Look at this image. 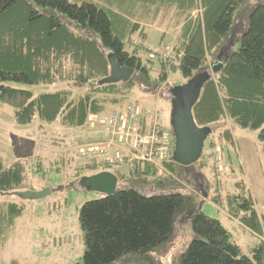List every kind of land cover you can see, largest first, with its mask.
<instances>
[{"label": "trees", "instance_id": "1", "mask_svg": "<svg viewBox=\"0 0 264 264\" xmlns=\"http://www.w3.org/2000/svg\"><path fill=\"white\" fill-rule=\"evenodd\" d=\"M162 11L170 12L182 30L167 61L148 53L143 56L141 44L132 39L135 32L141 38L145 35L142 21L152 22ZM109 55L120 66L134 69L128 81L101 82L110 72ZM170 69L187 81L210 74L191 107L198 127L212 132L221 126L220 136L227 140L232 139L230 123L258 129L264 153V0H0V102L12 108L18 124L84 126L90 116L103 113L106 104L122 103L136 86L153 93L166 85L171 94L175 86L168 81ZM10 82L63 85L34 95ZM209 145L210 150L217 147L213 141ZM63 158L47 162L76 160L75 187H81L82 177L94 174L80 177V170L94 166L76 157L75 151L71 158ZM40 159H32L31 174L46 170ZM127 162L131 179L147 183L152 181L149 176H155L160 186L184 167L173 160L160 169ZM27 172L26 162L4 166L0 159V197L14 194ZM123 179L117 176L113 194L80 207L84 251L75 264H151L153 252L175 239L176 227L195 208L191 195L140 192L118 186ZM230 197V216L259 232L264 215L256 210L251 195L243 191ZM21 211L14 202H0V246ZM178 264H264V244L253 248L250 256L243 254L221 222L199 210L193 214L191 238Z\"/></svg>", "mask_w": 264, "mask_h": 264}, {"label": "rangeland", "instance_id": "2", "mask_svg": "<svg viewBox=\"0 0 264 264\" xmlns=\"http://www.w3.org/2000/svg\"><path fill=\"white\" fill-rule=\"evenodd\" d=\"M173 10L175 11L176 8ZM134 11L138 13L136 8L133 9ZM141 23L145 35L141 38L140 34L135 32L132 39L141 44L139 49L143 52V56L154 49L169 53L180 38L182 30L174 25L170 12L162 11L154 21ZM126 48L130 50L131 47L126 45ZM154 64L157 65V62ZM168 81L171 86H180L186 83L187 79L184 80L178 70L170 69ZM8 84L27 89L34 95L53 92L63 85L17 82ZM171 99L173 93H169V87L166 85L159 87L153 93L136 86L123 102L136 101L149 109L157 110L162 127L169 129ZM114 106L116 105L106 104V110L90 116L84 126L65 128L58 123L18 124L13 118L12 108L0 102V159L4 166L15 161L26 162L28 171L23 184L18 186L14 194L0 197V202H14L22 208L7 230L5 240L0 246V262L4 264L10 260H15L19 264L81 262L84 244L78 221L79 209L84 202L100 198L103 193L75 187V177L72 173L73 163H76V160L66 161L64 158H71L80 145L101 142L106 131L107 113ZM221 129L220 126L209 132L204 140L202 154L203 156L206 154L207 158L201 155L196 163L177 168L165 186H160L154 180L155 176H149L152 181L147 183L134 181L131 176L129 177L131 171L129 162L104 169L92 167L80 170V177L102 170L118 171L119 177L124 178V182H118V186L138 188L140 192L154 194L181 192L193 196L194 210L176 227L175 239L153 252L151 264H178L179 256L191 238L193 214L199 210L207 216L218 219L230 234L231 241L238 244L243 254L250 256L253 248L261 242L264 244V227L259 232H254L227 212L230 196L244 191L251 195L256 210L264 215V153L258 137V129L230 123L231 140L220 136ZM105 135L107 137V134ZM210 141L220 149L218 160L215 159V154L211 153ZM38 156L40 160H44L43 166L46 170L39 174H31L29 165L35 162L32 159ZM58 158H63L64 162H59L57 165L47 162ZM202 158L205 161L201 162ZM158 178L164 179L163 175ZM44 187H48L50 192L40 199H24L16 193L25 190L38 191Z\"/></svg>", "mask_w": 264, "mask_h": 264}, {"label": "built area", "instance_id": "3", "mask_svg": "<svg viewBox=\"0 0 264 264\" xmlns=\"http://www.w3.org/2000/svg\"><path fill=\"white\" fill-rule=\"evenodd\" d=\"M152 57L167 61L163 51L153 50ZM157 70L155 66L151 68ZM105 140L80 145L75 156L101 169L127 161L147 163L157 168L171 161L174 143L170 129L162 127L159 114L136 101H124L112 107L105 119ZM216 154L218 147L211 149ZM218 160V156H215Z\"/></svg>", "mask_w": 264, "mask_h": 264}, {"label": "water", "instance_id": "4", "mask_svg": "<svg viewBox=\"0 0 264 264\" xmlns=\"http://www.w3.org/2000/svg\"><path fill=\"white\" fill-rule=\"evenodd\" d=\"M108 62L110 72L107 77L101 80L102 83L128 81L131 78L134 72L133 68L120 66L114 55L108 56ZM218 68L217 65L213 67L214 71H217ZM207 77H210V74L195 75L186 83L172 89L173 99H171L169 122L174 136L172 160L180 166H189L198 161L203 150L204 140L210 132L207 127H198L191 114V107L198 98L203 81ZM79 183L84 189L110 195L116 190L117 176L111 171H100L82 177ZM49 192L50 189L44 187L38 191L25 190L16 193L24 199H40Z\"/></svg>", "mask_w": 264, "mask_h": 264}, {"label": "crops", "instance_id": "5", "mask_svg": "<svg viewBox=\"0 0 264 264\" xmlns=\"http://www.w3.org/2000/svg\"><path fill=\"white\" fill-rule=\"evenodd\" d=\"M106 134V131H105V133H104V135L102 136V139H101V141H103V140H105V135ZM116 176H118L117 174H118V171H116V172H114V171H112Z\"/></svg>", "mask_w": 264, "mask_h": 264}, {"label": "flooded vegetation", "instance_id": "6", "mask_svg": "<svg viewBox=\"0 0 264 264\" xmlns=\"http://www.w3.org/2000/svg\"><path fill=\"white\" fill-rule=\"evenodd\" d=\"M169 122H170V115H169ZM182 122V121H181ZM182 124V123H181Z\"/></svg>", "mask_w": 264, "mask_h": 264}, {"label": "bare ground", "instance_id": "7", "mask_svg": "<svg viewBox=\"0 0 264 264\" xmlns=\"http://www.w3.org/2000/svg\"><path fill=\"white\" fill-rule=\"evenodd\" d=\"M149 54H150V52H148ZM170 113H171V111H170Z\"/></svg>", "mask_w": 264, "mask_h": 264}]
</instances>
